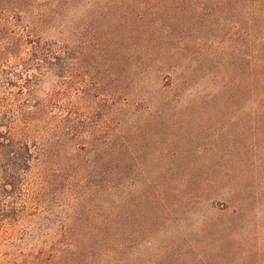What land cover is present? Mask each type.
<instances>
[{"label": "rangeland", "instance_id": "1", "mask_svg": "<svg viewBox=\"0 0 264 264\" xmlns=\"http://www.w3.org/2000/svg\"><path fill=\"white\" fill-rule=\"evenodd\" d=\"M24 2L65 72L0 57V113L61 84L57 107L88 145L63 175L101 188L17 223L22 197L0 180V264H28L33 237L74 224L107 231L84 264H264V0Z\"/></svg>", "mask_w": 264, "mask_h": 264}, {"label": "trees", "instance_id": "2", "mask_svg": "<svg viewBox=\"0 0 264 264\" xmlns=\"http://www.w3.org/2000/svg\"><path fill=\"white\" fill-rule=\"evenodd\" d=\"M20 2H11L17 5V11L10 10L11 15L9 10L0 8V57L6 58L7 62H22L20 65L24 69L29 67L39 73L48 71L56 79H62L66 58L60 41L45 40L44 31L40 28L42 24L25 21L26 2L23 5ZM27 44L30 52L22 57V48ZM26 59L28 61H24ZM19 78L22 79L21 76ZM29 80L26 77V81ZM60 85L57 84L42 99L31 98L17 104L14 101L8 117L0 113V180L9 198L14 194L22 197L17 202V223L23 222L26 215L31 216L35 223L45 212V205L51 199L59 200L60 194L70 197L78 189L88 187L96 192L101 188L96 183L90 187L93 184L90 180L72 176L84 169L80 157L88 145L81 146L76 141V116L67 115L57 107ZM257 87L259 94H264V64L258 66ZM84 165L85 169L89 168ZM71 172L69 176L63 175ZM104 182L105 185L110 184L109 179ZM88 229L74 224L50 230L52 236L44 242L33 237L26 256L28 264H84L85 259L95 252L92 245L104 241L107 234L99 228ZM83 242H89L88 246L81 247Z\"/></svg>", "mask_w": 264, "mask_h": 264}]
</instances>
